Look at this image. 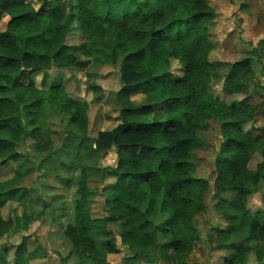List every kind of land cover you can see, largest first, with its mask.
I'll return each mask as SVG.
<instances>
[{"label":"clouds","instance_id":"obj_1","mask_svg":"<svg viewBox=\"0 0 264 264\" xmlns=\"http://www.w3.org/2000/svg\"><path fill=\"white\" fill-rule=\"evenodd\" d=\"M241 4L246 5L241 14L245 24H230L219 39L208 37L203 45L223 44L231 57L211 67L197 57L190 71L177 74H187V83L170 88L182 102L186 97L208 102L207 115L194 127L185 125L191 129L185 134L192 145L189 175L200 181L202 195L181 201L159 193L157 183L149 211L130 212L117 199L135 183L122 173L134 170L129 165L138 151L123 147L121 90L130 76L121 79L123 55L112 60V76L102 89L85 92L91 81L82 84L84 70L72 64L62 77L53 69L42 86L37 77L38 106L31 116L20 114L19 147L10 149L21 154L10 163L23 179L11 196L15 203L0 219V264H104L109 256L114 257L111 264H169L175 242L199 249L203 264H231L235 249L217 245L231 241L247 247L242 237L256 238L253 244L264 262V155L245 150L248 143L264 139V0H236V7ZM57 23L51 19L46 26L55 30ZM80 23L73 20L72 26ZM232 28L234 35L225 40ZM177 56L176 67L183 68L188 58L179 50ZM231 77L244 85L241 91L223 90L225 78ZM191 110L199 112L195 106ZM229 119L236 125H226ZM25 220L27 228L22 227ZM230 226L233 234L221 236ZM249 259L255 257L250 253Z\"/></svg>","mask_w":264,"mask_h":264},{"label":"trees","instance_id":"obj_2","mask_svg":"<svg viewBox=\"0 0 264 264\" xmlns=\"http://www.w3.org/2000/svg\"><path fill=\"white\" fill-rule=\"evenodd\" d=\"M216 15L207 0H45L44 7L38 11L24 0H0V23L7 18L5 28L0 32V157H3L0 169L21 155L10 149L19 147L16 139L20 132V114L31 116L32 110L38 106L37 77L41 78L42 86L45 70L50 66L67 69L68 64L90 61L71 55L72 52L109 65L122 54L121 79L130 73L126 87L121 90L123 102L138 92L153 95L154 100L138 107L144 118L141 121L132 120L135 109L124 107L123 136L127 137V143L123 147L131 146L138 151L134 164L129 165L134 170L122 173L133 177L135 183L122 190L123 196L117 199L132 213L141 212V209L147 213L153 203V186L157 183L158 191L163 195L172 194L181 201L198 198L203 187L198 179L193 180L189 175L188 157L192 145L185 134L191 129L185 125L194 127L203 119L209 111L208 102L199 97H186V102H182L170 93V88L187 83V74L181 77L171 70V60L179 59L177 50L188 58V63L179 68L180 72L190 71L189 65L194 64L197 57H201L208 67L224 63L209 60L213 45L203 47L208 38V24ZM51 19L58 21L55 30L46 26ZM73 20L81 23L72 26ZM74 30L85 39L77 47L65 44L66 37ZM186 41L188 47H179ZM174 44L178 49L173 48ZM235 80V77L225 78L223 90L241 91L244 85L234 83ZM89 88L101 89L94 83H89L86 89ZM204 94L202 91L200 96ZM192 106L199 112L193 113ZM182 108L189 110L181 111ZM151 116L157 118L149 120ZM225 124L235 126L236 121L229 119ZM234 143L239 145L241 141L235 140ZM245 150L254 154L256 140L248 143ZM259 154L264 155V148ZM14 178L23 179L17 171ZM9 193L0 192V196H7L0 200V219H3L2 211L6 205L13 203L8 198ZM244 227L241 225V232ZM234 230V226H230V230L222 232L221 236H231ZM244 239L253 242L256 238ZM167 243L172 245L174 242ZM175 243L177 246L169 257V264H189L194 249ZM227 246L235 249L231 264H250V253L255 257V264L263 263L252 246L242 248L231 241Z\"/></svg>","mask_w":264,"mask_h":264},{"label":"rangeland","instance_id":"obj_3","mask_svg":"<svg viewBox=\"0 0 264 264\" xmlns=\"http://www.w3.org/2000/svg\"><path fill=\"white\" fill-rule=\"evenodd\" d=\"M24 1L25 3L31 5L35 11H38L39 9L43 8L44 2H45V0H24ZM207 3L210 7L213 8L215 13L217 14L215 19L212 20L208 24V29L210 28L213 29V31H208V37H216L217 39H219L221 35H224L226 29L229 27L230 24H236L237 27H239L245 24V22L247 21V17H244L241 15L246 5L241 4L239 7H236L235 6L236 0H207ZM238 17L239 19H237ZM6 22H7V18H3L0 23V32L4 30ZM235 31H236L235 28H232L230 31H227L225 40H227L228 37H232ZM84 41H85L84 37L81 36L77 30H74L69 36L66 37L65 44L68 46L77 47L83 44ZM213 48H214L213 51L209 55L210 61L226 62L227 59L231 57L230 51L226 50L223 44H221V47L219 48L213 45ZM72 53H75V52H72ZM176 63H177V60H171V70L175 74H178L180 73V71H179V68L176 67ZM73 66L76 67L77 69L84 70L82 76H79L82 84L87 83L88 81H91V83L98 85L101 89H102L103 84L105 83V78L112 76L111 65L99 64L95 60H90L86 64H74ZM89 67H94L95 70L87 71ZM53 69L56 70V75L60 77H62L63 74L67 71V69H59L55 66H50L49 68L45 70L43 80L47 77L48 73L52 71ZM71 79L72 78L69 77V80ZM87 91L88 90L85 89V92ZM153 100H154L153 95H146L142 92H138L136 94L131 95L127 100H125L124 104H125V108L135 109L132 113V120L141 121L144 118L141 113V110L138 109V107L142 106L143 104L150 103ZM156 118L157 117L152 118L151 116L148 119L152 120ZM262 148H264V139H259V138L256 139V150L254 154H259V151ZM15 171L16 169L13 167L12 163L0 169V180L2 181V183L0 184V192H10L8 194V198L11 201H13V204L15 201L11 199V196L12 194L19 191V187H20L19 186L20 180H16L14 178ZM8 205L9 203L6 205V207L2 211L3 217L5 215L6 209L8 208ZM22 227L24 228L28 227V222L26 220L22 223ZM242 239L245 240L244 237H242ZM247 245L255 248L257 256H260L262 254L261 250L254 246L253 242H247ZM217 248L222 249V248H229V247L227 246V244L221 243L217 245ZM200 257H201V253L199 249L193 250L189 258V264H203ZM112 259H114V257L109 256L107 258V264H111ZM250 264H255L254 259L250 260ZM262 264H264V262Z\"/></svg>","mask_w":264,"mask_h":264}]
</instances>
